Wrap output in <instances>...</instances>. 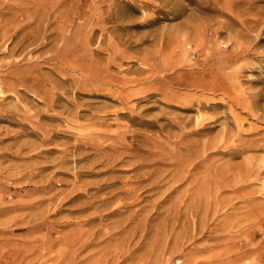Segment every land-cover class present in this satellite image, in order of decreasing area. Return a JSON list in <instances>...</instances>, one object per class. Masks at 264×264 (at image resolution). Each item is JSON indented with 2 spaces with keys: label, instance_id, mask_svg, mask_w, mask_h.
I'll use <instances>...</instances> for the list:
<instances>
[{
  "label": "rangeland",
  "instance_id": "1",
  "mask_svg": "<svg viewBox=\"0 0 264 264\" xmlns=\"http://www.w3.org/2000/svg\"><path fill=\"white\" fill-rule=\"evenodd\" d=\"M0 264H264V0H0Z\"/></svg>",
  "mask_w": 264,
  "mask_h": 264
}]
</instances>
